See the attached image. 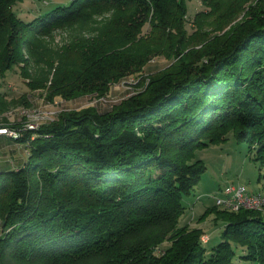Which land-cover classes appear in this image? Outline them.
<instances>
[{"label": "trees", "instance_id": "1", "mask_svg": "<svg viewBox=\"0 0 264 264\" xmlns=\"http://www.w3.org/2000/svg\"><path fill=\"white\" fill-rule=\"evenodd\" d=\"M18 1L0 0V76L19 65L48 98L103 96L155 56L171 64L110 110L63 111L18 132L30 154L0 168V264H264L261 210L207 209L200 220H225L210 249L201 227L179 225L207 170L197 150L233 132L264 167V0H202L192 32L188 0H71L29 21ZM62 28L79 32L52 50ZM30 59L43 64L36 75Z\"/></svg>", "mask_w": 264, "mask_h": 264}, {"label": "rangeland", "instance_id": "2", "mask_svg": "<svg viewBox=\"0 0 264 264\" xmlns=\"http://www.w3.org/2000/svg\"><path fill=\"white\" fill-rule=\"evenodd\" d=\"M70 2L71 0H22L16 2L14 10L21 19L29 21L58 5ZM204 7L202 0H188L186 20L189 32L196 28L193 23L195 14L203 10ZM107 17H109L108 13L98 15L95 17L94 22H90V25L93 27L96 24L101 25ZM148 30L149 25L147 24L144 27V32ZM78 32L79 29L77 28L58 29L53 33L52 38H48V46L52 50L60 49L69 43ZM41 54L44 55L46 53L41 51ZM170 64L171 59L165 56H155L144 66L142 73L140 72L142 75L135 73L122 78L112 84L106 95L85 93L72 99H66L60 95L48 98L47 88H32L28 84L29 78L22 73L21 67L15 65L4 76H0L1 90L11 100L9 108L3 114H0L2 119L0 125H6L14 131L33 130L35 132L41 125L55 120L63 111L80 110L90 106L97 108L101 112L110 110L114 105L119 104L142 89L144 84L138 86L137 83L139 81H143L144 78H148V76L166 68ZM42 66V63L37 64L33 59H30V69L34 75ZM32 125L33 127H30ZM8 137L13 140L15 138L9 135ZM28 146L29 143L24 144L14 140L2 153L10 154L12 158L26 162L30 154ZM254 151L255 148L249 149L246 142H238L233 132L228 134L227 141L211 144L196 151V158L204 160L207 170L193 192L183 198L186 211L181 216L179 225L189 223L190 226L201 227L203 229L201 241L209 249L222 240L225 220L218 218L215 211L206 212L202 220H200V217L207 209L215 206L219 209H227L216 202L219 196L225 195L224 191L227 187L244 185L251 192L264 194V167L261 168L259 162L252 159ZM261 173L263 176L259 179ZM252 209L261 210L264 214V206L262 209ZM168 244L169 242L161 244L157 252L163 251ZM236 249L238 248L236 247ZM234 261L235 264H249L248 261L239 257H236Z\"/></svg>", "mask_w": 264, "mask_h": 264}, {"label": "built area", "instance_id": "3", "mask_svg": "<svg viewBox=\"0 0 264 264\" xmlns=\"http://www.w3.org/2000/svg\"><path fill=\"white\" fill-rule=\"evenodd\" d=\"M33 127V126H30ZM21 132L19 130L16 131H10L8 133H16ZM224 196H219L216 199L217 204H236V202H249L250 199H256L259 198V195H256L255 192H251L247 189H242V185H231L227 187V189L224 191Z\"/></svg>", "mask_w": 264, "mask_h": 264}, {"label": "bare ground", "instance_id": "4", "mask_svg": "<svg viewBox=\"0 0 264 264\" xmlns=\"http://www.w3.org/2000/svg\"><path fill=\"white\" fill-rule=\"evenodd\" d=\"M10 131H14V130L9 128L6 125H0V136L1 135H7V136L9 135V136H13V137L18 136V132L8 133ZM242 189H246V187L244 185H242ZM255 194L259 195L260 197L256 198V199H250V204H249V202H236V204H227V205L219 204V205H221L224 208H227L229 210H237V209H240L242 207L262 209V207L264 206V194L261 192H258Z\"/></svg>", "mask_w": 264, "mask_h": 264}, {"label": "crops", "instance_id": "5", "mask_svg": "<svg viewBox=\"0 0 264 264\" xmlns=\"http://www.w3.org/2000/svg\"><path fill=\"white\" fill-rule=\"evenodd\" d=\"M1 120L2 119L0 117V123H1ZM13 141L14 140L12 138L8 137L7 135H1L0 136V168L1 169L16 168L17 166H20V165L25 163L21 159L12 158V156L10 154L2 153V151L4 149H7V147L10 146L11 143H13ZM19 145H22V144H19Z\"/></svg>", "mask_w": 264, "mask_h": 264}]
</instances>
